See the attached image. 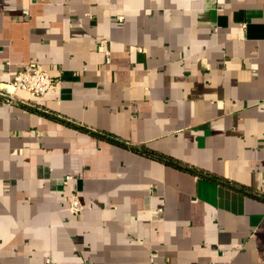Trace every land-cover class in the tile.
Returning <instances> with one entry per match:
<instances>
[{
    "label": "crops",
    "instance_id": "crops-1",
    "mask_svg": "<svg viewBox=\"0 0 264 264\" xmlns=\"http://www.w3.org/2000/svg\"><path fill=\"white\" fill-rule=\"evenodd\" d=\"M86 263L264 264V0H0V264Z\"/></svg>",
    "mask_w": 264,
    "mask_h": 264
},
{
    "label": "built area",
    "instance_id": "built-area-1",
    "mask_svg": "<svg viewBox=\"0 0 264 264\" xmlns=\"http://www.w3.org/2000/svg\"><path fill=\"white\" fill-rule=\"evenodd\" d=\"M118 21L123 19L122 16L115 17ZM106 39L99 41L100 45H104ZM110 59L109 51H106V62ZM55 85V79L50 74V70L36 61H28L23 64L16 72L14 77L5 84L11 91L23 90L32 97H40L46 93L48 89ZM11 97L8 98L10 101ZM72 179L71 175H65V184ZM69 209L78 214L82 210V204L76 192H71L67 198ZM92 264V263H86Z\"/></svg>",
    "mask_w": 264,
    "mask_h": 264
},
{
    "label": "trees",
    "instance_id": "trees-1",
    "mask_svg": "<svg viewBox=\"0 0 264 264\" xmlns=\"http://www.w3.org/2000/svg\"><path fill=\"white\" fill-rule=\"evenodd\" d=\"M139 150H141V149H139ZM141 151H143V150H141ZM143 152H146V151H143ZM147 153L149 154V152H147ZM150 154H152V156H154L156 158L164 160L167 163H170V164H173V165H177V166H181L179 162H177V161H175L173 159L167 158V157H165V156H163L161 154L154 153V152L153 153L151 152Z\"/></svg>",
    "mask_w": 264,
    "mask_h": 264
}]
</instances>
